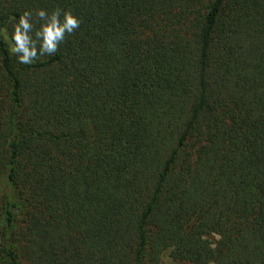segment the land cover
I'll use <instances>...</instances> for the list:
<instances>
[{
  "label": "trees",
  "instance_id": "obj_1",
  "mask_svg": "<svg viewBox=\"0 0 264 264\" xmlns=\"http://www.w3.org/2000/svg\"><path fill=\"white\" fill-rule=\"evenodd\" d=\"M71 9L54 56L0 37V264H264V0Z\"/></svg>",
  "mask_w": 264,
  "mask_h": 264
},
{
  "label": "clouds",
  "instance_id": "obj_2",
  "mask_svg": "<svg viewBox=\"0 0 264 264\" xmlns=\"http://www.w3.org/2000/svg\"><path fill=\"white\" fill-rule=\"evenodd\" d=\"M10 23L11 32L0 27V37L19 64L31 66L42 57L58 53L66 37L74 34L82 21L71 9L37 7L14 15Z\"/></svg>",
  "mask_w": 264,
  "mask_h": 264
},
{
  "label": "rangeland",
  "instance_id": "obj_3",
  "mask_svg": "<svg viewBox=\"0 0 264 264\" xmlns=\"http://www.w3.org/2000/svg\"><path fill=\"white\" fill-rule=\"evenodd\" d=\"M160 264H189V263L176 260V259L172 258L169 255V253L166 252L162 257Z\"/></svg>",
  "mask_w": 264,
  "mask_h": 264
}]
</instances>
